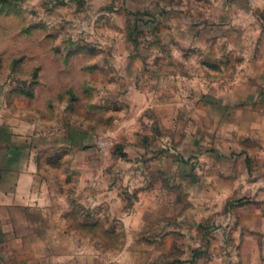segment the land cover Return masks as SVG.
I'll use <instances>...</instances> for the list:
<instances>
[{"label":"rangeland","instance_id":"1","mask_svg":"<svg viewBox=\"0 0 264 264\" xmlns=\"http://www.w3.org/2000/svg\"><path fill=\"white\" fill-rule=\"evenodd\" d=\"M0 102L20 263L264 264V0H0Z\"/></svg>","mask_w":264,"mask_h":264},{"label":"crops","instance_id":"2","mask_svg":"<svg viewBox=\"0 0 264 264\" xmlns=\"http://www.w3.org/2000/svg\"><path fill=\"white\" fill-rule=\"evenodd\" d=\"M15 116L8 114L5 104L0 102V207L18 203L11 197L24 192V173L34 150L32 138L25 135ZM7 221L6 217L0 218V225ZM6 234L0 229V264H22L14 258L17 253L9 247Z\"/></svg>","mask_w":264,"mask_h":264}]
</instances>
